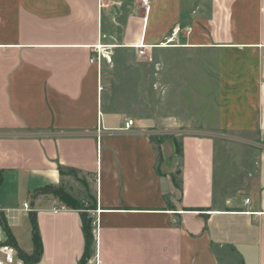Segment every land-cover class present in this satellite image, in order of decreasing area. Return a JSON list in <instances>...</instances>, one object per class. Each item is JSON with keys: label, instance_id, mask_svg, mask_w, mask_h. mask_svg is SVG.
Listing matches in <instances>:
<instances>
[{"label": "crops", "instance_id": "1", "mask_svg": "<svg viewBox=\"0 0 264 264\" xmlns=\"http://www.w3.org/2000/svg\"><path fill=\"white\" fill-rule=\"evenodd\" d=\"M137 2L0 0V208L19 250L32 255L30 214L21 212L30 204L43 243L40 260L24 264L80 263L82 212L39 193H77L73 173L92 182L84 199L101 212L90 264H264V0H208L206 18L185 26L183 44L166 47L170 37L148 38L158 1L146 23ZM180 36L174 30L170 43ZM141 41L152 54L181 48L197 60L181 85L187 94H214L217 131L165 134L158 125L184 121L137 114L142 74L129 66ZM100 45L112 56L101 67L90 62ZM166 72L172 108L178 73ZM158 100L155 91L150 107ZM129 119L134 127L125 130ZM227 135L255 136L260 146L225 148Z\"/></svg>", "mask_w": 264, "mask_h": 264}, {"label": "rangeland", "instance_id": "2", "mask_svg": "<svg viewBox=\"0 0 264 264\" xmlns=\"http://www.w3.org/2000/svg\"><path fill=\"white\" fill-rule=\"evenodd\" d=\"M154 1V0H153ZM157 6L156 11L157 13L154 14V24L151 27L152 33H148V38L152 37L151 39H158V38H165L170 37L172 38L174 34V30H178V33H180V38H178V42L176 39V42L172 45L180 46L183 44L184 35H187V32H191V30L184 29L185 26L192 22V20L195 19H203L206 18V11H207V1L208 0H177L178 6L172 7L170 6L167 10L164 0H157ZM138 8L140 7L141 13L144 15V10L142 8L141 1L138 0L137 2ZM162 9H164L163 12ZM127 16V15H126ZM122 17V16H120ZM202 25V23H200ZM186 30V31H185ZM122 31V28H119V32ZM149 31V32H151ZM183 35V36H182ZM189 35V34H188ZM185 50L179 48V49H156L153 51V54L151 51L150 55L152 56L153 60L148 61L146 58H137L135 55H132V58H134L129 67L135 68L137 71H139L142 76V105L137 110V114L142 116V118L149 119L150 115H155V111H157L160 115H166L167 114H174L176 117L182 119L184 123L173 125L170 128H166L163 125H158L157 129L160 132H164L165 134L173 133L174 130L172 129H178L180 133L183 134H190L191 132H200V131H217L218 124L216 121L215 112V103L213 98V93H204L205 97H202V93L196 91V92H190L187 94L185 91L183 92L182 88V81L188 79L187 73L189 71V67H191V63L195 66L197 60H188V54L184 52ZM189 64V65H188ZM167 69H175L177 70V76L174 78V86L173 91L170 92V94L174 95L175 98L180 97L179 100H177L176 103H174L173 107L171 108V105L166 107V85L167 83H171V78L167 77ZM184 69V70H183ZM193 70V69H191ZM132 79V77H130ZM130 82H133L130 81ZM193 83V79H190L188 81V84L183 85L184 87H188V85H191ZM155 84H158V86H155ZM160 84V85H159ZM184 84V83H183ZM158 90H157V88ZM168 87V86H167ZM169 89V87H168ZM172 89V88H171ZM155 91L159 94V100H158V107L153 108L150 107L149 104V97L152 95V93ZM169 94V92H168ZM184 94L185 101H181V97ZM187 95V96H186ZM204 98V99H203ZM198 100V101H197ZM205 101V102H204ZM161 106V107H159ZM168 110V111H167ZM167 111V112H166ZM202 114L203 116L199 115ZM199 116V118H198ZM194 117V118H193ZM197 121L200 120V122L196 123H189L194 122V120ZM192 120V121H190ZM156 131V130H155ZM155 140V148L157 152V161L158 165L160 166L163 160L162 153L160 151V143L162 137L158 135L157 137H153ZM220 141L223 143V147L225 148H247L249 149L250 146L256 145L260 146L259 143L261 142V139L251 136L250 138H241L238 136H228L222 139ZM170 143L171 147L173 145L174 151H176L175 143ZM167 156H169V152H167ZM72 177L75 179L76 185H78L77 193L70 189V187H58L57 189L61 190V195L55 196L52 193H48L52 197L50 199L60 201V202H68L70 206H73L75 208H78L81 212H87L90 216V220L92 223V226L94 225L96 221V214L94 215V211L96 212L97 209H95V205L88 201V199H84L87 194V191L89 194L92 192L90 185L92 182L88 180H83L77 177V174L72 175ZM180 179L178 176L175 177V185L177 188H180ZM1 192V191H0ZM32 200V199H31ZM29 201L30 200H26ZM21 205V212H22ZM33 212V211H32ZM27 219V218H25ZM28 227L32 226V223L30 222L31 219L28 220ZM0 233L2 235V238L5 239L7 236V233L3 231L2 228H0ZM91 260V259H90ZM90 260L87 264H90Z\"/></svg>", "mask_w": 264, "mask_h": 264}, {"label": "built area", "instance_id": "3", "mask_svg": "<svg viewBox=\"0 0 264 264\" xmlns=\"http://www.w3.org/2000/svg\"><path fill=\"white\" fill-rule=\"evenodd\" d=\"M140 1L142 4V8L144 10L143 20L146 23L148 22L149 15L152 10L153 0H140ZM170 40H173V38L169 39L166 43H163L160 46H163V45L171 46L173 43H170ZM101 47L102 46L100 45L95 48L94 56L90 60L91 63H96L100 67H101L102 60L108 63H112V56L110 54V51H107L105 50V48L103 47L101 48ZM152 48H153L152 46H148L144 44L143 41H141V43H139L138 45L134 46V49L137 52V56L140 58L144 57L148 61L153 60L152 56L150 55L151 53H149V51H151ZM98 91L100 93L103 91V87L101 83H99ZM134 124H135L134 121L132 119H129L126 121L124 129L130 130L132 127H134ZM100 135H101V129H98V136L100 137ZM246 201L249 202V199H247ZM54 209L57 210V206H55ZM32 211L33 209L31 208L30 204L26 203L23 205L22 207L23 214L27 215V214H30ZM4 214H5V211L0 208V228H2L3 231L5 232L3 228L4 223H6ZM96 214L97 215L101 214L100 209L96 210ZM96 221L98 223L99 218ZM0 264H24V260L20 257L19 250L17 249V247L9 243L8 236H6V238L3 239L1 233H0Z\"/></svg>", "mask_w": 264, "mask_h": 264}, {"label": "trees", "instance_id": "4", "mask_svg": "<svg viewBox=\"0 0 264 264\" xmlns=\"http://www.w3.org/2000/svg\"><path fill=\"white\" fill-rule=\"evenodd\" d=\"M175 146H176L177 154H181L180 145L176 142ZM2 181H3V177H2V174L0 172V184L2 183ZM39 193H41V194L52 193L55 196H59V195H61V190H59L55 187H46L44 189H41L39 191ZM64 204L66 207H69L72 209H78V208H75L73 206H70L68 204V202H66ZM191 211H203V210L202 209H191ZM30 218L32 221L33 242H34V246H35V249H34V252L32 255H27V254L23 253L21 250H19V248L17 247L16 242H15V240H14V238H13V236L9 230L7 222L4 223V225H3V228H4L5 232L7 233L9 243H11L17 247V249L19 250V255L24 260V263H36L40 260L42 254H43V243H42V239L40 236V231H39V226L37 223L36 215L34 213H30ZM81 218H82V223H83V233L85 236L86 246H85L84 255H83L79 264H87L88 261L90 259H92L93 255L95 254V251H94L95 239H94V234H93L94 227L92 226L91 221H89L90 216L88 215V213L86 211L81 213Z\"/></svg>", "mask_w": 264, "mask_h": 264}, {"label": "bare ground", "instance_id": "5", "mask_svg": "<svg viewBox=\"0 0 264 264\" xmlns=\"http://www.w3.org/2000/svg\"><path fill=\"white\" fill-rule=\"evenodd\" d=\"M164 47H166V46L164 45Z\"/></svg>", "mask_w": 264, "mask_h": 264}]
</instances>
